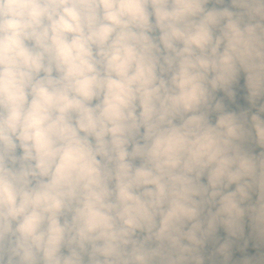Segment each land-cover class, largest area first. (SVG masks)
I'll return each instance as SVG.
<instances>
[{
	"label": "clouds",
	"instance_id": "9594fccd",
	"mask_svg": "<svg viewBox=\"0 0 264 264\" xmlns=\"http://www.w3.org/2000/svg\"><path fill=\"white\" fill-rule=\"evenodd\" d=\"M0 264H264V0H0Z\"/></svg>",
	"mask_w": 264,
	"mask_h": 264
}]
</instances>
